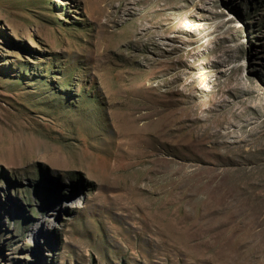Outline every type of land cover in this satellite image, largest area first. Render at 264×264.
Returning a JSON list of instances; mask_svg holds the SVG:
<instances>
[{
  "label": "rangeland",
  "instance_id": "374dc122",
  "mask_svg": "<svg viewBox=\"0 0 264 264\" xmlns=\"http://www.w3.org/2000/svg\"><path fill=\"white\" fill-rule=\"evenodd\" d=\"M0 264H264V0H0Z\"/></svg>",
  "mask_w": 264,
  "mask_h": 264
},
{
  "label": "bare ground",
  "instance_id": "6f19581e",
  "mask_svg": "<svg viewBox=\"0 0 264 264\" xmlns=\"http://www.w3.org/2000/svg\"><path fill=\"white\" fill-rule=\"evenodd\" d=\"M64 206V205H63ZM51 214H53V213H51ZM54 215V214H53ZM47 223H45V225H46ZM48 225V224H47ZM46 225V226H47ZM37 230H38V233H41L43 230H44V224L43 225H39V227L37 228Z\"/></svg>",
  "mask_w": 264,
  "mask_h": 264
}]
</instances>
